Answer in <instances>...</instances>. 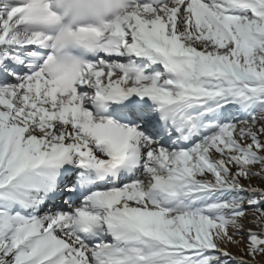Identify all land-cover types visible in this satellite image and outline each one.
<instances>
[{"label": "snow or ice", "instance_id": "1", "mask_svg": "<svg viewBox=\"0 0 264 264\" xmlns=\"http://www.w3.org/2000/svg\"><path fill=\"white\" fill-rule=\"evenodd\" d=\"M0 264H264V0H0Z\"/></svg>", "mask_w": 264, "mask_h": 264}]
</instances>
